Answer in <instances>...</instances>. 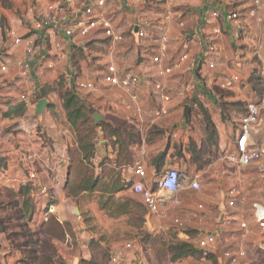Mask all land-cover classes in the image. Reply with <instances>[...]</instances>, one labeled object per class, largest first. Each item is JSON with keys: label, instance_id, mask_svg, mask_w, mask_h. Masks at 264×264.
<instances>
[{"label": "crops", "instance_id": "crops-1", "mask_svg": "<svg viewBox=\"0 0 264 264\" xmlns=\"http://www.w3.org/2000/svg\"><path fill=\"white\" fill-rule=\"evenodd\" d=\"M32 1L0 0V67L7 68L5 72L0 71V196L3 195L2 191L9 192L15 203L3 210L23 213L24 217L28 216L27 226L42 233L35 239L34 248L31 249L29 243H20L16 247L15 244L21 240L10 241L0 231V264H91L92 255L87 249L88 243L84 244L89 235L85 230L108 229L124 221L123 217L126 216L123 210L116 211L117 207L111 208L106 203H100L101 198H108V201L117 204V200L127 196L125 191L114 192L107 187H100V184L92 189L84 187L96 179L100 183L107 181V184H131L137 180L132 173L135 163L142 165L146 182L150 183L155 172L163 173L170 168L191 177L200 175L199 191L188 190L179 195L182 207L179 214L184 220L176 218L182 224L181 228H188L197 235L218 233L217 244L208 259L186 257L171 260V264H226L222 257L223 251L236 250L240 245L247 249L248 264H264V255L255 247L259 229L251 219L250 207L253 201H248L242 191L254 180L237 174L235 167L223 159L234 152L237 140L235 131L248 103L261 104L264 121V94L258 95L253 90L256 78L264 79V64L257 55V47L261 43L264 56V0L261 3V22L248 16L250 0H107L104 16L110 19L115 30L123 34V41L113 48L101 31H94L86 39H63L56 36L53 40H47L43 33L38 34V50L29 64L33 80L29 85L21 78L18 67L23 59L24 43L13 46L8 34L11 31L16 37L30 36L29 26L21 21L20 16ZM7 3L11 4L10 7ZM212 11L218 12L221 20L203 21V14ZM167 12L172 13L170 21L164 19ZM228 12L237 13L239 20H226ZM140 20L155 24L154 29L148 31L147 39L141 43L137 42L132 30V26ZM180 22L184 24L183 29L179 26ZM238 25L242 30L236 39ZM216 28L220 29L221 36L215 43L218 51L215 68L209 70L205 64L202 45L184 41L183 32L195 33L202 39L211 35ZM160 35L167 38V57L163 67L171 66L183 54H187L189 59L181 71L174 72L165 79L167 93L172 96L169 104L162 103L159 95L154 92L155 83L161 79L160 68L146 63V59L155 51L152 39ZM56 44H60L65 53L63 60L57 59L61 52L56 49ZM100 47L106 49L104 56L98 49ZM74 48L84 51L87 49L98 57L94 63H88L91 68L89 78L67 81L70 88L78 83L92 82L95 88L88 91L90 97L85 101L104 107L102 110L91 107V110L84 103L92 111L87 114L85 125L90 126L96 135L90 140V157L86 156L87 140H82L81 126L75 127L68 121L64 98L47 93L45 97L38 98L43 86H49L57 80V71L66 79L71 77L70 72L63 68L69 58V51ZM120 57L123 58V63H118ZM103 59L106 63H102ZM109 64H114L119 70L130 69L141 75L143 83L136 93V101L125 91L108 87L102 82L103 71ZM189 66L192 69L190 73L187 72ZM232 75H238L241 83L229 91L219 89L218 82ZM190 79L194 83L192 89L188 87ZM112 90L124 93V97L111 94ZM25 93L34 96L33 107L25 108L21 104L20 96ZM179 93H184L183 100H179ZM196 93L200 98H197ZM40 99H45L48 105L40 116H35V108ZM186 106L190 111L184 117ZM162 107L167 115L159 117ZM94 113L102 119L98 124L94 122ZM205 115L210 118L214 128L216 148L220 156L214 168L204 171L213 178L209 184L203 181V173L193 164L192 152L185 147V137L190 135L189 131L195 126L196 119ZM82 121L79 120L78 124ZM152 128H170L167 135L170 139L181 134L179 137L183 145L179 150L184 159L191 160L192 164L187 166L182 161H172L171 145L163 143L162 139L146 142L141 135L137 143L132 142L130 130L141 132V129L146 131ZM182 135L185 137L182 138ZM256 139L259 149L264 153V123ZM132 153L136 154L135 158L131 156ZM157 154L160 156L157 157ZM219 162L226 164L228 169L221 170V167H217ZM247 169L255 170V167ZM30 171L34 172L33 179H29ZM54 171L61 177L58 186L53 185ZM43 186L48 188V194L40 201L34 200L35 192ZM232 186L238 187L243 199V202L237 204L239 209L235 211L238 213L234 214L232 211V214L235 220L243 219L247 222L250 235L246 242L239 239L237 226L226 229L223 226L224 217L222 223L218 222L220 215L225 213L226 192ZM27 187L25 193L22 188ZM86 196H93L96 205L88 209H77L76 201ZM27 198L30 200L28 206H25L23 202ZM19 200L22 202L19 203ZM119 201L123 202L122 199ZM50 204L55 208L53 214H47V206ZM122 204L124 203L120 206L125 208ZM75 209L78 215L74 214ZM213 213H218L216 219ZM248 214L249 218H244ZM7 222V225L17 223L13 218ZM225 231H231L232 234L227 235ZM177 238L185 243H194L195 246L196 237L180 232ZM42 242L51 247L52 255L45 254L40 247ZM219 246L221 252L214 261L213 256ZM116 252L110 259L115 257L120 264H136L138 256L133 257L125 249V245Z\"/></svg>", "mask_w": 264, "mask_h": 264}, {"label": "built area", "instance_id": "built-area-1", "mask_svg": "<svg viewBox=\"0 0 264 264\" xmlns=\"http://www.w3.org/2000/svg\"><path fill=\"white\" fill-rule=\"evenodd\" d=\"M107 0H33L27 5L22 12L21 21L29 26V37H16L13 32H9L8 36L13 46H18L24 43L23 59L19 62L20 76L29 85L33 80L29 71V64L34 59L38 44L40 42L38 34H42L45 39L53 40L56 36H61L63 39H72L75 37L89 38L94 31H101L103 36L108 39L110 45L115 48L123 41V34L115 30L110 19L104 16V8ZM251 6L248 11V16L261 22V3L262 0H250ZM166 21L172 20V13L167 12L164 15ZM225 19L229 22L239 20V16L235 12H228ZM221 20L218 12H210L203 14V21H219ZM183 29V22L179 23ZM155 24L152 21L140 20L132 26L137 42L141 43L148 37V31L154 29ZM235 38L238 39V33L242 27L237 26ZM221 36L219 28L213 30V33L202 39L195 33L190 34L183 32V39L187 43L198 42L203 47V55L205 64L209 70L215 68V58L217 57L216 41ZM155 51L146 59L151 67H159L160 80L154 85V92L159 95L162 103L169 104L172 96L167 93L166 77L171 76L174 72L181 71L183 65L187 63L188 55H181L177 61L168 67H163V63L167 57V38L165 35H160L152 39ZM56 49L61 53L57 56L58 60H63L65 53L61 49L60 44H56ZM263 46L261 43L257 47V55L264 64V56L262 55ZM57 60V62H58ZM5 66L0 67V71L5 72ZM189 66L187 72L190 73ZM102 82L112 88H117L128 93L133 101H136V93L143 83L140 74L132 70H119L114 64H109L105 67L102 75ZM189 88L194 87V83L190 79ZM241 83L238 75H232L223 78L218 82V87L221 90H232L236 85ZM77 88L85 91H93L95 86L92 82L78 83ZM200 98L199 94H195ZM179 100H183L184 93L177 94ZM20 102L25 108L33 107L35 99L33 95L22 94ZM261 104L248 103L246 105L245 114L241 119L239 126L236 129V143L234 152L223 157L226 163L238 168L246 169L250 166L255 167L256 174L264 180V153L258 147L256 139L263 126V117L261 114ZM139 113V109L137 110ZM166 114L165 108H160V115ZM172 136H175L172 134ZM52 170V169H51ZM53 185L60 184V174L53 172ZM133 176L137 180L133 181L128 190L136 198H138L151 215L159 216L161 210L172 209L180 206L179 195L188 190L199 191L201 189L200 175L189 176L187 173L180 172L176 169H167L153 183L146 182V173L140 163H135L132 167ZM34 178V172L30 171L29 179ZM48 194V188L45 186L39 188L34 194V200L40 201ZM243 202L241 193L236 186L230 187L225 196V216L223 226L226 229H232L237 226L236 232L242 242H246L250 235L248 224L243 219L235 220L232 211L237 204ZM54 205L47 206V214L54 213ZM251 219L259 229L256 237L255 247L258 252L264 255V203H251ZM176 228H181L182 224L179 220L173 221ZM218 233H199L195 238V246L199 251V259L205 260L212 254L217 244ZM221 234V233H220ZM223 234V232H222ZM130 244L125 245V249H130ZM222 257L226 264H248L246 262L247 249L240 245L236 250H224ZM141 258V257H140ZM111 264H120V261L112 257ZM136 264H145L142 259L136 261Z\"/></svg>", "mask_w": 264, "mask_h": 264}, {"label": "rangeland", "instance_id": "rangeland-1", "mask_svg": "<svg viewBox=\"0 0 264 264\" xmlns=\"http://www.w3.org/2000/svg\"><path fill=\"white\" fill-rule=\"evenodd\" d=\"M7 5L10 7L11 4L7 3ZM98 49H100V52L104 56L106 49L103 47ZM68 57L69 58L67 62H65L66 64L63 69L69 71L71 77L66 79L64 78V75H61L60 72L57 71V80L49 86H43L44 89L39 92L44 97L47 93V95L53 94L54 97L59 98H65L70 93H73L81 102L88 104V107H90L91 110V107H93L94 110H96V108L97 110H102L104 108L103 105H98L97 103H95L97 105H92L85 101L90 97L88 91H82L78 89L76 85L70 88L67 83L68 80L75 81L77 78H89L91 68L88 63H94L95 59H98V57L93 56L87 49L84 51V49L77 48L70 50ZM130 57L132 58V55H130ZM119 60L120 61L118 63H123L122 57H120ZM102 63H106L104 59ZM255 82L257 94L263 95L264 79L262 78L261 80V78L258 77ZM110 93L118 97H124V93L120 91L112 90ZM39 94L38 98H40ZM165 115H160L159 117H164ZM194 125L195 126L191 129V131H189V134L191 135H189L190 137H185L184 135L181 137H185V147H188V150L192 152L193 164L197 167L198 171L203 173V181L209 184L213 181V178L204 173V171L207 168H214L215 162L220 158L216 148V134L213 126L211 125L210 118L206 115L201 116L200 119H196ZM81 128L82 136L87 137L88 140H91L94 136H96L94 135V130H92L90 126L84 125L81 126ZM169 130L170 128H152L146 131L141 129V132L139 130H130L129 133L131 134V140L134 143L139 141L141 135L144 136L146 142H157L162 139L164 141L163 143L171 145L172 155L170 156V159L172 161H175L176 163L182 161L183 164L190 166L192 164L191 160L186 161L179 150V147L183 145V143L180 142L182 139L179 137L181 134L175 139H170L169 136H167ZM192 149L194 150L192 151ZM185 151L187 152V150ZM158 155L159 154H157V157ZM131 156L135 158L136 154L132 153ZM216 166L221 167V170L228 169V166L221 162H219ZM234 171L241 176L254 180L242 190L244 195L248 197V201H260L264 203V180L260 179L256 175L255 170L235 168ZM85 173H88V171ZM161 174V172H155V176L152 178L151 183L158 179ZM105 185H107V181L101 183L100 187H104ZM2 193L3 195L0 196V231L3 232L4 237L10 241L21 240L15 244L16 247H18L20 243H29L32 247L31 249H33V241L35 242V239H38V236L42 232H35L27 226L28 216L24 217L23 213L4 211V207L12 205L15 202L9 192L5 190L2 191ZM125 195L127 197L120 198L123 202H120L119 199L117 200L118 202H115L117 204H114L111 200L108 201V198H105V200H103V197L101 198L100 203H106L108 206L110 205L111 208L117 207L116 211L123 210L122 212H126V216L123 217L124 221L119 222L117 225L110 226L108 229L90 228V230H85V232L89 233L86 240H84V244L88 243L87 249L92 255L90 263L111 264V255H116L115 253H117L116 251L118 249L124 248V245L126 244H130V249H127L129 253H132L133 257L137 258L138 256V258L142 259L145 264H171L173 261V253L171 252V249L177 244L184 243L177 238L178 234L182 232L183 234H187L192 237H196L197 235L196 232L190 231L188 228H175L173 221L177 219L176 217L184 220L181 214H179L182 207L180 206L168 210H161V214L159 216H153L146 211L138 198L132 196L128 189L125 190ZM21 202L22 201L19 200V203ZM76 203L78 206L77 209H88V207L96 205V199L93 196H86V198H82V200H77ZM121 203H124L122 205H125L126 207H121ZM238 209L239 206L237 205L236 209L233 210L234 214L238 213L236 212ZM198 211L201 212L202 210ZM86 214L88 215V213ZM213 214L216 219L218 213ZM247 217L249 218V214L244 216V218ZM10 218L15 219L17 223L7 225V221ZM224 233L227 235L232 234L231 231H225ZM190 244L194 246V243ZM40 247L45 251L46 255H52L53 250L46 242H42ZM220 252L221 248L219 246V248L215 251L216 254L213 256L214 261L216 260V257L220 255ZM138 258L136 260H138ZM191 258L194 259L193 257ZM46 264H49V262Z\"/></svg>", "mask_w": 264, "mask_h": 264}, {"label": "trees", "instance_id": "trees-1", "mask_svg": "<svg viewBox=\"0 0 264 264\" xmlns=\"http://www.w3.org/2000/svg\"><path fill=\"white\" fill-rule=\"evenodd\" d=\"M253 90L254 92H257L256 85H254ZM39 96L40 98H43V95L41 93L39 94ZM64 108L68 110V115H67L68 121L75 127H77V125L84 126L86 123V120L88 119L87 114L92 112L91 110H88L86 105L83 102H81L73 93H70L67 97L64 98ZM79 120H83L82 122H80V125L78 124ZM83 139L87 140L85 146L88 152L86 156L90 157L92 155V144L90 143V140H88L87 137H83L82 140ZM125 156L127 155L125 154ZM99 184H101L100 180L96 179L95 181L89 183L87 187L85 186L84 189H87V188L92 189L98 186ZM129 186H130V183L128 182L120 183L119 185H116V182L115 183L110 182L104 187H107L108 189H111L114 192H118V191L127 190ZM22 190H24V192L27 193L28 187L24 189L22 188ZM29 200L30 199L27 198V200L23 202L25 206H28ZM33 243L35 242L33 241ZM171 252L173 253V257H172L173 261L179 258H186V257L199 258V254H200L195 246L191 245L190 243H185V242L174 246L171 249ZM208 258H210V256Z\"/></svg>", "mask_w": 264, "mask_h": 264}, {"label": "water", "instance_id": "water-1", "mask_svg": "<svg viewBox=\"0 0 264 264\" xmlns=\"http://www.w3.org/2000/svg\"><path fill=\"white\" fill-rule=\"evenodd\" d=\"M47 105H48V103L46 102L45 99H40L36 105V108H35V116H40L42 114L43 110L47 107ZM189 111H190V108L188 106H186L184 108V117L187 116ZM93 119H94L95 124H98L102 121V119L100 118V116L97 113L93 114ZM223 212H224V210H223ZM74 214L78 215L77 209L74 210ZM223 217H224V213H222L220 215V218L218 221L219 224L222 223Z\"/></svg>", "mask_w": 264, "mask_h": 264}]
</instances>
